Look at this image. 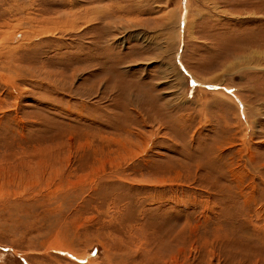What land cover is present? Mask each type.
<instances>
[{
  "label": "rangeland",
  "instance_id": "374dc122",
  "mask_svg": "<svg viewBox=\"0 0 264 264\" xmlns=\"http://www.w3.org/2000/svg\"><path fill=\"white\" fill-rule=\"evenodd\" d=\"M73 1L0 0V264H264V0Z\"/></svg>",
  "mask_w": 264,
  "mask_h": 264
},
{
  "label": "bare ground",
  "instance_id": "6f19581e",
  "mask_svg": "<svg viewBox=\"0 0 264 264\" xmlns=\"http://www.w3.org/2000/svg\"><path fill=\"white\" fill-rule=\"evenodd\" d=\"M72 1H73V0H72ZM17 2H18V1H17ZM73 2H74V1H73ZM18 3H19V2H18ZM23 3H24V2H23ZM25 3H26V2H25ZM75 3H76V1H75ZM21 4H22V3H21ZM71 4H72V3H71ZM31 5H32V4H31ZM62 5H63V4H62ZM19 6H20V5H19ZM19 6H18V8H17V6L14 7V4H13V5H12V9H11V11H14V10H16V11H18V12H19V10L21 11V9H20ZM24 6H25V4H24ZM26 7H27V6H26ZM29 7H30V6H29ZM71 7H72V6H71ZM76 7H77V6H76ZM76 7L74 6V8H76ZM84 7H85V6H84ZM58 8H59V7H58ZM64 8H65V7H64ZM64 8H63V9H64ZM96 8H97V7H96ZM63 9H62V10H63ZM81 9H82V8H81ZM24 10H25V9H24ZM56 10H57V9H56ZM65 10H66V9H65ZM72 10H73V9H72ZM88 10H89V9H88ZM97 10H98V9H97ZM53 11H54V10H53ZM69 11H70V10H69ZM74 11H76V12H80V9L77 8V9H75ZM58 12H59V11H58ZM62 12H64V11H62ZM76 12H75V13H76ZM95 12H96V11H95ZM64 13H68V10L65 11ZM75 13H74V14H75ZM58 14H60V13H58ZM99 14H100V13H99ZM99 14L97 13V16H96V17H99ZM91 15H92V14H91ZM68 16H70V15H68ZM71 16H72V15H71ZM76 16H77V15H76ZM76 16H75V17H76ZM64 17L66 18L67 15L64 14ZM78 17H79V16H78ZM57 18H59V17H57ZM60 18L62 19L63 17L60 16ZM63 21H65V20L63 19ZM59 24H60V23H59ZM64 24H65V26L67 25L66 23H64ZM60 27L63 28V26H61V25H60ZM11 48H12L13 50L16 49L15 47H11ZM124 144H125V143H124ZM124 159H125V158H124ZM156 180H157V179H156Z\"/></svg>",
  "mask_w": 264,
  "mask_h": 264
}]
</instances>
